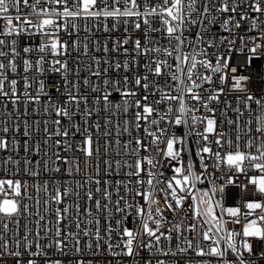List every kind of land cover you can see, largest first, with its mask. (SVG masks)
Masks as SVG:
<instances>
[{
    "label": "built area",
    "instance_id": "built-area-1",
    "mask_svg": "<svg viewBox=\"0 0 264 264\" xmlns=\"http://www.w3.org/2000/svg\"><path fill=\"white\" fill-rule=\"evenodd\" d=\"M31 2V0H30ZM155 2V0H153ZM218 3V0H216ZM244 7L238 9L237 13H224L217 14V21L209 27L205 36V41L212 39L215 42V47H207V44H200L195 41L197 32H203L200 25H192L186 27L184 34L189 40L194 41L198 48H206L207 56L203 57L208 59L215 65L217 57H223L228 62L227 69L222 73L213 74L210 70H206L198 65V73L202 75H210L212 80L210 83L201 82L199 91L207 100L208 93L213 95L218 94L217 101H209V107L214 109V112H208L205 108L197 104L196 101H188L189 106L195 105L199 111L195 113L197 116L214 117L216 120L215 132L208 134V141L205 142L198 133L204 132V124H193L191 116L187 118L186 123L176 125L165 119L160 122L159 127L165 129L164 135L161 137L162 141L158 144L160 152L155 151L157 145L150 143L151 137H146L143 128L149 127L147 122L140 121L142 127L136 129L135 127V113L138 109L134 103L124 111V101H134L141 99L144 95H149L147 103L151 104L160 98V93L155 92L151 88L146 93L143 88H136L134 86V79L137 75L149 76V82H155L161 87H168L174 85L175 82L171 81L170 75L166 74L161 77H154L143 66L147 57H137L133 51V43L137 38L142 36L141 30H136L130 22L125 25L121 20H113L111 18L105 20L100 19H84L78 18L73 23L79 25L78 31H65L61 28L55 32V37L61 42H67L69 47L67 53H62L59 56H54L50 51L41 53L39 48L42 44H48L49 39L47 36L40 35L35 29H28L20 35L13 34V37H8V40L16 39V48L19 55L15 57L17 64V71L15 73L7 69L6 74L8 80H17V94L18 101L13 103V98L10 96H0V138L8 140L7 149H0V179H13L21 180L27 184V191L21 201L22 204L28 205V212L23 215L15 217L19 221L17 225L14 222H9V232L6 238L10 241V247H15V239L19 238L21 241V248L24 244V235L27 233L28 240L32 242V252H36L35 247L38 242L41 246L42 253L46 255L27 256V259H34L36 264H46V262H54L59 260L61 264H155L157 259L166 261V264H201V261H208L210 264H237V257L234 253L229 251L223 261L215 257H200L197 256L195 251L189 250L186 253H181L176 256H165L156 254L154 251L149 252L147 249L141 247L139 255L130 257L125 255L113 256L108 251V246L105 241L115 245L121 240L120 233L123 227H128L132 230H138L139 218L135 216L132 209H127L132 213L125 218L124 212L115 211V201L124 196L125 199L136 206L145 205L143 197L134 195V192H129L123 187V184H129V188H134L139 191H146L147 185H137L135 181L137 177H129L125 173L129 171L123 167V162L127 160L129 163H134L136 156H133L131 149L135 148V139L140 138L145 144L149 145V151H144L143 148L139 151V157H151L154 160H159L160 165L153 171L163 173L159 177L161 181L171 179L174 175L173 167H179L180 163L177 161H170L161 153L166 150V140L173 136L183 138V149L180 153V162L187 165L189 160L193 164V171L200 176V179L195 182V189L193 192L200 196L204 192L208 193L205 199H211L214 206V213L216 217L222 218L224 232H232L234 242L242 243L247 240L251 246V252L242 249L243 258L251 264H264V239L259 237H242V232L246 223L255 218L257 215H264L260 209L255 210L252 215L246 216L248 210L245 207L247 202H259L264 204V194L258 192L257 185L250 183L251 177L264 176V173L256 170L252 163L245 161L242 165L243 170H237L230 167L226 160L217 161L213 155L203 154V164L207 165V170L202 166L201 158L197 155L198 149L201 145L208 143L213 152H220L221 156H225L229 151L235 152L237 141L236 137L239 135L241 139L238 141L242 151H248L245 148L247 142L246 132L251 129V135L257 137L256 143L259 144V136L255 129L258 127L255 118L260 116V107L255 103V99L264 100V14L252 12L250 7H247L252 0H235ZM204 0H200L198 4L199 9L203 10ZM25 12L28 9H24ZM12 15H15V9L10 10ZM248 14L255 19L256 27H252V19L241 21L239 28L229 25L231 31H225L221 24L229 16L235 17L239 20L240 15ZM36 20L35 17H32ZM233 21V24L235 23ZM116 24L115 30L105 31V24L109 29L112 25ZM3 20L0 19V26ZM153 27H160L159 19L157 18ZM143 29V25H142ZM2 30V27H0ZM51 31V29L49 30ZM150 35L159 41L160 46H167V40L160 32L150 33ZM130 37L131 40L127 47L129 49L128 55L125 56L124 52L112 51L113 46L117 40ZM243 37V39H241ZM3 38V37H0ZM255 38V39H253ZM73 41L80 43L75 47L72 46ZM87 45V54L84 53V46ZM258 46L256 53L251 51L253 46ZM107 47L109 51L105 52L103 49ZM27 47L32 49L30 52L25 53L23 49ZM190 50V49H189ZM8 52L7 57H0L6 65L12 59L10 47L4 48ZM155 55V54H153ZM41 56L44 57V62L36 65V61L40 60ZM163 58V57H162ZM27 59L33 67L27 73L24 72L23 61ZM61 60L67 62V70L61 69L59 72L52 71L53 67H60L54 65V60ZM125 59H129L130 67L127 71L123 68L117 70L114 68L115 62L119 61L123 64ZM95 60L100 61V65L95 64ZM169 63L175 64L176 61L168 57ZM108 61L109 63H105ZM136 61V63H132ZM223 62V61H222ZM108 68L107 74L101 71L99 77L91 75L92 71ZM37 68L43 69L37 71ZM235 69V71H233ZM27 76L29 87L27 92L30 96H39L37 101L29 100L25 95V82L24 76ZM127 75L131 81L128 89L137 91L136 97L125 98L121 91H123V77ZM223 75L225 78L221 80ZM240 77L246 79L239 81V87L236 86L237 80ZM88 79L89 84L85 85L84 80ZM104 80H108L110 84L106 87ZM113 81L121 82V91L116 90V86L112 84ZM41 82H43V90H41ZM98 91H93V88ZM223 89L222 92L219 90ZM5 91L10 92V85L5 82ZM109 93V105L105 110L104 102L101 99L97 103V97H102L105 93ZM155 92V94H152ZM74 94L80 98L79 105L69 100V94ZM176 95L175 91L172 92ZM251 95L254 97L252 101H246V97ZM87 98V104L83 102ZM143 103V101H142ZM120 105L119 110L116 106ZM173 106L176 107L175 102ZM67 107L70 113V119L57 116L56 108ZM160 112H165L168 108V103L164 102L156 105ZM47 109V111L45 110ZM239 109V113L237 112ZM85 110L91 111V115H84ZM159 116L154 113L149 119ZM60 120L61 124L56 125L54 122ZM238 121V123L230 124L228 121ZM107 123L106 122H109ZM130 122V134L118 131L124 127V122ZM45 122H47V131H45ZM100 124V130L97 131L95 125ZM30 133L28 137L24 136V130ZM7 127L9 131L5 133L3 129ZM155 130V126H152ZM67 129L69 136H56L53 135L57 130L63 131ZM84 129H88L93 138V156L87 157L80 148L84 145L82 141L85 139ZM110 133V135H105ZM222 133L223 138L221 145L215 144L218 137L217 134ZM232 140V144L228 145L225 141ZM28 142V151L24 150V142ZM60 141L59 144L56 141ZM119 140V143H117ZM129 144L127 154L123 149V145ZM105 144L108 145L107 152L105 151ZM71 145V147H66ZM177 148L180 145L176 146ZM38 148V150H37ZM97 149L99 150L97 152ZM250 151L255 152V148ZM59 155L61 159L57 160L56 156ZM11 157V159H9ZM64 158L67 159L65 163ZM30 163L27 165L24 161ZM116 161L121 162V167L117 168ZM47 162V164H45ZM105 162H108L106 164ZM111 165L109 168L108 165ZM59 171H55L56 168ZM145 169L149 166L144 164ZM77 168L79 171H77ZM27 169V171H26ZM34 171L37 175H31ZM143 179L147 180L146 172L142 173ZM96 180L100 184H96ZM155 183V181H154ZM47 185V191L44 185ZM107 186L108 191L111 193V199L105 200L103 197V190ZM166 187V183L164 184ZM99 187L101 192H96ZM59 189L61 193L62 202L57 203L51 199L56 195V190ZM119 188V191H117ZM65 189H70L67 195H64ZM91 190L93 199H87V193ZM23 191V189H22ZM183 195V194H182ZM165 194L163 191H155V198L159 201L160 206L164 209V216L167 221L172 223H180L183 221L181 231L183 236L177 239L178 233L173 232V239L171 241L161 240V247L167 244L173 252L177 250V245L186 247L183 244V237L193 239L198 237L197 232L184 231L188 225L192 223L200 224V220L193 217L192 206L194 201L189 194L183 201L182 208H177L176 212L168 210L165 206ZM99 199L102 204H109L111 208V215L109 216L107 210L97 211L95 207V200ZM171 200V197H168ZM49 201L45 205V201ZM121 201V207H123ZM174 204V201H173ZM57 208H68L67 213H63V219L60 224H57ZM239 208L240 215L238 218L228 215L222 209ZM43 216L44 219L40 220ZM238 219L239 222H235ZM88 220L93 223L89 224ZM99 220V229L101 239L99 240L100 248L97 252V240L95 237L96 223ZM120 220L122 223L117 225L116 221ZM37 221L40 223L37 224ZM79 223L80 227L77 228ZM172 223H165L162 231L167 232ZM259 225V221H257ZM27 225V228H25ZM111 225L113 231L111 239L107 233L108 226ZM59 227L61 229V237L55 236V230ZM206 227V226H205ZM45 228L51 231L45 235ZM88 230L90 235L85 236L84 231ZM39 232L37 237L36 233ZM15 233V235H13ZM78 234L69 235V234ZM0 234H3L0 229ZM61 239L63 241V251L57 250L54 241ZM76 239H79V249L76 251ZM126 239V238H125ZM141 243L146 242L148 237H139ZM196 240L194 239V243ZM155 243V241H153ZM208 242H204L207 244ZM223 247V242H221ZM114 251L120 252V248H114ZM94 253H96L94 255ZM10 257H5V260H10Z\"/></svg>",
    "mask_w": 264,
    "mask_h": 264
},
{
    "label": "snow or ice",
    "instance_id": "snow-or-ice-1",
    "mask_svg": "<svg viewBox=\"0 0 264 264\" xmlns=\"http://www.w3.org/2000/svg\"><path fill=\"white\" fill-rule=\"evenodd\" d=\"M200 0H0V19L3 20L2 30H0V57H7L8 52L4 51L5 47H10L12 59L6 65L2 60H0V96L8 97L11 95L13 98L12 102L16 103L19 99L17 94V80L11 79L8 80L6 74L7 69H10L11 72L15 73L17 71V64L15 62V57L19 55L16 48V39L13 38L8 40V37H13V34L20 35L28 29H35L40 35L47 36L49 39L48 44H42L39 48L41 53L50 51L52 55L59 56L62 53L66 54L68 50V43L61 42L58 38L55 37V32L63 28L65 31H78L79 25L73 23L74 20L78 18L84 19H100L105 20L111 18L115 20H121L127 25L130 22L133 24L136 30L142 31V36L140 38L132 41L133 51L137 57H147V60L144 63V67L149 73L154 77H161L166 74L170 75L171 81L175 82L174 85L168 87H161L155 82H149L148 75H137L134 79V86L136 88H143V90L148 93V90L151 88L155 89V92L160 93V98L153 103L149 104V95H144L141 99H135L134 101H129L125 99L124 101V111L127 112L128 108L131 106V103L135 104V107L138 109L135 113V127L140 129L142 127L140 121H145L149 127H144L143 131L146 137H151L150 143L152 145H157L155 151L160 152L158 144L165 142L161 140V137L165 133V129L160 128L159 124L165 119H169L170 122H174L176 125L187 122V118L191 116L193 124H204V132L198 133L202 139L207 142L209 137L208 134L215 132L216 120L214 117L208 116H197L196 112L199 111L195 105L189 106L188 101H196L201 107L205 108L208 112H214V109L209 107V101H217L219 95H213L211 92L208 93L207 100L204 99L203 95L199 91L201 88V82L210 83L212 77L210 75H202L198 73V65L203 67L206 70H210L213 74L222 73L228 67V62L223 57H217L215 65L208 59L203 57L207 56L206 48H198L197 44L189 40L185 36L184 30L186 27L192 25H200L203 29V32H197L195 36V41H198L200 44H207V47H215V42L212 39L205 41V36L209 30V27L217 21V16L213 13L224 14V13H237L238 9L244 7V5L235 2V0H204L203 10L201 11L198 7ZM250 7L252 12L264 14V0H252L250 4L247 5ZM15 9V15H12L10 10ZM24 9H28L27 12ZM32 17H35L36 20H33ZM159 19L160 27H153V24L156 19ZM246 19H252V27L255 28L256 22L248 14H242L239 17V20H235V17L229 15L221 24V27L225 31H231L229 25L239 28L241 26V21ZM235 23L233 24V21ZM143 25V29H142ZM105 31L115 30L117 25L114 23L112 29H109L105 24ZM51 29V31H49ZM160 32L162 36L167 40V46H160L159 41L152 37L150 33ZM243 39V37L241 38ZM255 39V38H253ZM130 37H125L123 39L117 40L115 45L112 48V51L124 52L125 56L128 55L129 49L124 47L130 42ZM79 41H73L72 46L75 47L78 45ZM258 46H253L251 51L256 53ZM190 49V50H189ZM32 49L25 47L23 51L25 53L30 52ZM87 45L84 46V53L87 54ZM105 52L109 49L105 46L103 49ZM155 54V55H153ZM163 57V58H162ZM168 57L173 58L176 63L173 65L169 63ZM223 61V62H222ZM44 62V57L41 56L40 60L36 61V65H40ZM54 65H59L60 67H53L51 70L59 72L61 69L67 70V62L61 61L59 59L52 62ZM105 63H109L105 61ZM136 63V61H132ZM97 66L100 65L99 60H95ZM24 72L27 73L29 69L33 67V64L25 59L23 61ZM115 69L119 70L123 68L125 71L129 69L130 61L125 59L123 64L119 61L115 62L113 65ZM43 69L37 68V71H42ZM101 71L104 74H107L108 68L102 70L97 67V70L92 71L91 75L99 77ZM235 71V69H233ZM224 76L221 75L220 79L224 80ZM246 79L245 77H240L237 80L236 86L239 87V81ZM8 82L10 85V92L5 91V82ZM25 82V92L24 95L32 101H37L39 96H30L27 92V88L30 86L28 83V78L24 76ZM131 81L129 77L125 75L123 77V91H121V82L113 81L112 84L116 86L117 91H121V94L125 97H136L137 91L128 89L127 85ZM85 85L89 84V80H84ZM104 85L107 87L110 82L104 80ZM41 90H43V82H41ZM93 91H98L97 88H93ZM175 91L176 95H173L172 92ZM220 92L223 89L219 90ZM153 92L152 94H155ZM103 100L105 110H107L109 101V93L105 91L102 97H97V103L100 100ZM69 100L76 105H79L80 98L74 94H69ZM254 97L248 95L246 101H252ZM143 101V103H142ZM83 102L87 104V98L83 99ZM167 102L168 108L165 112H160L156 105ZM175 102L176 107L173 106ZM255 103L260 107L261 115L255 118V123L258 124L255 131L259 136V144L256 143L257 137L251 135V129H248L246 132L247 142L245 148L249 149L248 151H242L238 141L241 139L239 135L236 137L237 146L236 151H229L225 156H221L220 152H213L212 148L205 143L200 146L198 149L197 155L200 156L202 166L207 170V165L203 164L204 156L203 154L213 155L217 158V161L226 160L227 164L230 167H234L237 170H243L242 165L245 161H248L253 164L254 168L261 173H264V100L255 99ZM120 105L116 106V109L119 110ZM47 111V109H45ZM239 113V109H237ZM156 113L159 116V119L152 118L153 114ZM56 115L63 116L70 119V113L67 107H57ZM84 115H91V111L85 110ZM230 124L238 123V121H228ZM56 125H60L61 121L56 120L54 122ZM110 123L109 122H106ZM130 122L125 121L124 127L122 129L118 128V131L123 133L130 134ZM155 126V130L153 127ZM97 131L100 130V124L95 125ZM5 133L9 131L7 127L3 129ZM45 131H47V122H45ZM85 139L82 141L83 147L80 148V151L84 152L87 157L93 156V138L88 129H84ZM30 133L27 130V126L24 130V136L28 137ZM56 136H69V131L64 129L63 131L57 130L53 133ZM105 135H110V133H105ZM219 138L215 140V144L220 146L223 134H217ZM228 145L232 144V140L225 141ZM57 144L60 141H56ZM119 143V140H117ZM129 143L123 145L125 154L129 149ZM135 148L131 149L133 156H136L134 163H129L127 160L123 162V167L129 169L125 174L129 177H137L135 184L137 185H147L146 191L135 190L134 188H129V184L132 181H129L127 184H123V187L129 192H134V195L143 197L145 205L136 206L134 203H131L125 199L124 196H120L119 199L115 201V211L124 212L125 218H127L132 213L126 211L127 209H132L135 216L139 218V228L138 230H132L128 227H123L122 233H120L121 240L115 245L107 243L108 251L111 252L113 256L125 255L134 257L139 255V249L141 247L147 249L149 252H155L156 254H162L165 256L171 255L176 256L181 253H186L189 250L195 251L197 256L200 257H215L220 261H223L225 255L231 251L237 257V264H246L245 259L243 258L242 249L251 252L250 243L247 240H243L242 243L234 242L235 233L224 232L223 230V220L222 218L216 217L214 213V206L211 202V199H205L208 196L207 192H204L202 195L198 196L193 192L195 189V182L200 179V176L193 171V164L189 160L187 165H184L180 162V153L184 151L183 149V138H177L175 136L168 138L166 140V150L161 154L167 157L170 161H177L180 163L179 167H173V177L166 181H161L159 177L163 176L162 172L153 171L157 169L160 165L159 160H154L151 157L145 156L143 158L139 157V151L143 148L144 151H149V145L145 144L144 141L140 138L135 139ZM180 145L179 148L176 146ZM8 140L0 138V149H7ZM66 147H71V145H66ZM252 148H255V152L250 151ZM108 145L105 144V151L107 152ZM24 150L28 151V142H24ZM38 150V148H37ZM99 150L97 149V152ZM11 159V157H9ZM56 159L59 160L61 157L56 156ZM65 163L67 159L64 158ZM149 166L145 169L144 164ZM24 163L27 165L30 163L25 160ZM108 164V162H105ZM117 168L121 167V162L116 161ZM47 164V162H45ZM111 168V165H108ZM27 171V169H26ZM55 171H59L57 167ZM77 171L79 169L77 168ZM146 172L147 180L143 179L141 176L142 173ZM31 175H37L38 173L32 171ZM155 181V183H154ZM166 183V187L164 184ZM250 183L257 185L258 192L264 194V176L251 177ZM96 184H100L99 180H96ZM159 186V190L163 191L165 194V206L168 210L176 212L177 208H182L183 201L187 198V195L192 196L194 205L191 210L193 217L200 220V224L192 223L184 228V231L197 232L198 237L189 239L183 237V244L186 247L177 245V250L173 252L171 248L167 247V244L164 247H161V240L171 241L173 239V232L178 233L177 239H181L183 232L181 228L183 226V221L180 223H172L167 221V218L164 216V209L161 208L159 201L155 198V191ZM23 189V191H22ZM45 191H47V185H44ZM27 191V184L21 180L13 179H0V229H2L3 234H0V264H36L34 259H27V256L30 254L35 257L38 255H46L42 253L41 246L37 242L35 247L36 252H32V242L28 240L27 233L24 235V244L21 248V241L19 238L15 239V247H10V241L6 238V234L9 232V222H14L17 225L19 221L15 220V217L23 215L28 212V205L22 204L24 194ZM70 189H65L64 195H67ZM119 191V188H117ZM96 192H101L99 187L96 188ZM183 194V195H182ZM171 197V200L168 197ZM103 197L105 200L111 199V193L108 191L107 186L103 190ZM57 203L62 202L61 193L59 189L56 190V195L51 197ZM87 199H93V193L91 190L87 193ZM121 201H123V207H121ZM174 201V204H173ZM49 201H45L47 205ZM95 207L97 211L107 210L109 216L111 215V208L109 204H102L99 199L95 200ZM248 212L245 213L246 216L252 215L255 210L260 209L261 212H264V204L259 202H247L245 204ZM223 212H226L228 215L238 218L240 215L239 208H227L222 209ZM68 208H57V224L62 222L63 213H67ZM44 217L41 216L40 220H43ZM259 221V225L257 223ZM235 222H239L238 219ZM40 222L37 221V224ZM88 223H93L92 220H88ZM97 227L95 230V237L97 240V252L99 251L100 244L99 240L101 239L100 229H99V220L95 221ZM117 225H120L122 221L117 220ZM165 223H172V226L168 228L167 232L162 231ZM77 228L80 227L79 223L76 225ZM206 226V227H205ZM27 228V225H25ZM51 231L48 228H45V235ZM107 233L109 234L108 239H111V233L113 231L111 225L107 228ZM15 235V233H13ZM37 237L39 232L36 233ZM76 235L78 234H69ZM84 235H90L88 230L84 231ZM55 236L57 238L61 237V229L59 227L55 230ZM146 236L148 240L141 243L139 237ZM242 237H259L264 239V215H257L255 218L249 220L244 226ZM126 238V239H125ZM194 239L196 242L194 243ZM155 241V243H153ZM204 242H208L204 244ZM223 242V247L221 246ZM57 250L63 251V241L61 239H56L54 241ZM79 239H76V251L79 252ZM114 248H120V252L114 251ZM96 253H94L95 255ZM5 257H10V260H5ZM46 264H61L59 260L54 262H46ZM77 264H82V262H77ZM110 264V262H109ZM147 264H151V261H148ZM155 264H166V261L157 259ZM201 264H210L208 261H201ZM223 264H227V261H224ZM251 264V262H248Z\"/></svg>",
    "mask_w": 264,
    "mask_h": 264
}]
</instances>
